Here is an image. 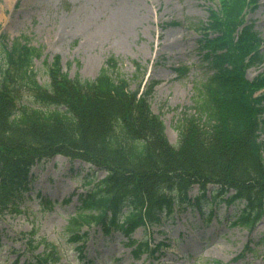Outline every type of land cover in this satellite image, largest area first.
<instances>
[{"label": "trees", "instance_id": "trees-1", "mask_svg": "<svg viewBox=\"0 0 264 264\" xmlns=\"http://www.w3.org/2000/svg\"><path fill=\"white\" fill-rule=\"evenodd\" d=\"M248 4L219 0L218 8L210 9L204 28L214 36L204 31L199 46L213 70L196 88L197 117H186L177 146L150 108L153 82L140 94L138 87L130 89L127 78L112 74L113 57L94 78H71L56 56L46 63L49 82L41 84L33 71L41 49L18 40L9 43L0 33V215L20 212L34 178L30 169L62 154L106 171L79 197L66 227L72 241L85 242L83 226L129 234L138 225L159 223L175 204L191 200L200 212L202 201L241 202L231 222L251 230L264 216V90L255 95L264 87V71L252 80L245 71L262 63L264 52L252 24H244ZM88 171L85 183L95 175V169ZM194 184L199 191L191 199L187 191ZM34 230L28 233L32 248L40 243H31ZM41 244L25 264L58 260L54 243ZM147 244L138 243L134 253L149 250Z\"/></svg>", "mask_w": 264, "mask_h": 264}, {"label": "rangeland", "instance_id": "rangeland-1", "mask_svg": "<svg viewBox=\"0 0 264 264\" xmlns=\"http://www.w3.org/2000/svg\"><path fill=\"white\" fill-rule=\"evenodd\" d=\"M218 5V0H0V30L9 40L25 37L42 48L34 65L42 84L48 82L45 64L55 56H59L62 71L71 77L92 78L106 59L113 57L117 65L112 74L129 79L132 89L140 82L143 86L154 81L151 108L162 118L169 141L177 144L179 129L193 113L196 87L208 74L198 48L201 32L196 27L206 22L209 9ZM123 6L132 7L136 16L127 31H121V24L97 30L111 9ZM248 11L246 19L254 22L264 50V0L250 5ZM96 30L104 34L94 40L91 35ZM212 33L206 30V34ZM181 66L186 69L177 70ZM263 66L249 68L247 77H254ZM23 94L29 97L30 93ZM260 136L264 138V130ZM54 159L55 167L50 162L44 170L32 171L36 177L20 202L22 211L0 219V264L29 260L25 234L33 224L32 243L40 241L34 253L42 250L43 240L56 243L61 258L55 264H264V248L254 243L264 230V220L251 232L231 224L236 205L222 201L211 206L209 215L210 208L205 207L201 216L180 204L171 218L146 231L138 226L130 233L137 240L131 245L122 232L106 234L91 226L86 228V244L79 250L66 227L78 204V193L85 192L82 179L89 166L61 154ZM103 175L96 172L95 180ZM197 192L194 187L190 195ZM142 241L148 243L149 250L134 254ZM248 246L254 250L245 251Z\"/></svg>", "mask_w": 264, "mask_h": 264}, {"label": "bare ground", "instance_id": "bare-ground-1", "mask_svg": "<svg viewBox=\"0 0 264 264\" xmlns=\"http://www.w3.org/2000/svg\"><path fill=\"white\" fill-rule=\"evenodd\" d=\"M105 0H101V2H104ZM135 14L133 12L132 7H121L117 11H113L112 9L108 12L106 18L100 23L98 26L97 30H103L107 27H111L117 24L122 25V32H125L131 27L134 22H135ZM92 28L91 26V33H92ZM95 31L91 35V38L96 40L98 37L102 36L104 32L102 31Z\"/></svg>", "mask_w": 264, "mask_h": 264}]
</instances>
